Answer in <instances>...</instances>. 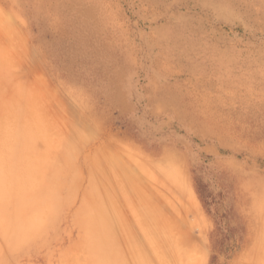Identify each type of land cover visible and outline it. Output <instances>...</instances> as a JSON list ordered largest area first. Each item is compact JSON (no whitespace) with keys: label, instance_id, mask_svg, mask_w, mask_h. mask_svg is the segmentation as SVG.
<instances>
[{"label":"rangeland","instance_id":"374dc122","mask_svg":"<svg viewBox=\"0 0 264 264\" xmlns=\"http://www.w3.org/2000/svg\"><path fill=\"white\" fill-rule=\"evenodd\" d=\"M15 111L56 171L36 232L0 222V264H95L76 219L97 192L130 264H264V0H0Z\"/></svg>","mask_w":264,"mask_h":264},{"label":"bare ground","instance_id":"6f19581e","mask_svg":"<svg viewBox=\"0 0 264 264\" xmlns=\"http://www.w3.org/2000/svg\"><path fill=\"white\" fill-rule=\"evenodd\" d=\"M36 125H39L36 119L31 116L26 118L18 111L4 117L0 122V203L4 202L9 209L8 214L0 218V222L4 226L2 231L4 240L8 244L15 236L14 233L22 232L26 237L40 227L44 219L42 212L46 209L44 203L47 202L46 199L42 200L47 197L43 195L44 189L46 188L45 195H49L47 187H51V183H48L50 179L47 177L56 171V166H51L50 146L52 145L48 143L44 132L45 137L42 136V131ZM39 143H42L43 148L37 147ZM99 193L94 194L96 196L93 198L97 206L92 201L90 207H82L77 214L76 223L81 226L84 235L79 245L80 250L85 254V259L78 260V258L75 261L130 264L128 255L125 254L128 242L122 236L119 227L121 218L115 217V213L110 217L105 213V207L109 205L104 196L99 197ZM134 219L137 222L139 220L135 217ZM107 233L111 234L109 238L112 241L113 238L117 241L115 242L117 244L110 245L108 250L110 252H107L106 248Z\"/></svg>","mask_w":264,"mask_h":264}]
</instances>
